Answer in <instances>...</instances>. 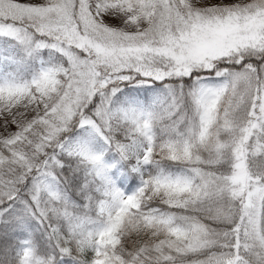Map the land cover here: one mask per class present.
<instances>
[{
    "label": "snow or ice",
    "instance_id": "1",
    "mask_svg": "<svg viewBox=\"0 0 264 264\" xmlns=\"http://www.w3.org/2000/svg\"><path fill=\"white\" fill-rule=\"evenodd\" d=\"M0 264H264V0H0Z\"/></svg>",
    "mask_w": 264,
    "mask_h": 264
}]
</instances>
